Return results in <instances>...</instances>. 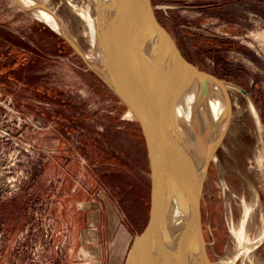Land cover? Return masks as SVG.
Segmentation results:
<instances>
[{
  "label": "rangeland",
  "instance_id": "374dc122",
  "mask_svg": "<svg viewBox=\"0 0 264 264\" xmlns=\"http://www.w3.org/2000/svg\"><path fill=\"white\" fill-rule=\"evenodd\" d=\"M16 1L0 0V203L30 202L33 222L15 240L0 224V264L75 263L67 258L68 220L82 224L85 211L76 205L85 202L93 209L105 200L133 245L151 208L137 122L94 72L90 27L72 5L34 0L63 21L80 52ZM72 1L98 34L101 0ZM150 2L183 57L246 90L256 109L261 133L249 100L229 89L232 120L216 158L223 171L212 161L200 211L208 264H264V159L256 168L264 139V0ZM219 101L226 121L225 96ZM257 242L247 263L243 252Z\"/></svg>",
  "mask_w": 264,
  "mask_h": 264
},
{
  "label": "water",
  "instance_id": "95a60500",
  "mask_svg": "<svg viewBox=\"0 0 264 264\" xmlns=\"http://www.w3.org/2000/svg\"><path fill=\"white\" fill-rule=\"evenodd\" d=\"M98 16L104 68L96 71L89 66L139 124L150 165L149 224L144 236L132 245L126 264H206L201 200L209 167L225 134L213 143L204 171L195 173L175 106L188 86L186 92L195 90L197 84L218 85L225 92L228 129L233 113L229 89L235 88L252 103L249 94L189 63L157 20L150 0H123L121 22L115 33H110L108 24ZM66 40L80 52L74 41ZM261 139L264 148L262 134ZM215 164L221 170L219 161ZM173 207L185 218L178 231L172 230ZM177 255L183 258L177 261Z\"/></svg>",
  "mask_w": 264,
  "mask_h": 264
},
{
  "label": "bare ground",
  "instance_id": "6f19581e",
  "mask_svg": "<svg viewBox=\"0 0 264 264\" xmlns=\"http://www.w3.org/2000/svg\"><path fill=\"white\" fill-rule=\"evenodd\" d=\"M67 1L72 5L74 10L82 17V19H84L89 24L91 40L94 43L96 49V56H91L92 60L90 61V64L96 71H100L102 68H104V56L100 51L101 44L99 42V34H97L95 28L93 27L95 21H93L91 16H88L87 13L83 15V7L78 3L72 0ZM18 2L53 30L67 37L70 41H74V38L70 35V32L66 28L63 21H61L54 13L40 6L34 0H18ZM101 2L102 6L99 7V11L102 13L105 23L108 24V27L111 29L110 33H115L121 22L123 0H101ZM189 87L190 86H188V88ZM227 88L230 87L227 86ZM186 91L182 94L175 106V116L176 119L181 122L183 134L190 149V156L193 162L195 173L201 174L204 171L206 159L209 151L212 149L213 143H215L218 136L220 137L223 133L225 134L227 129L226 121L224 119L225 117L221 109V105L224 104V101H219L221 99L223 100L225 92L221 87L213 83L197 84L196 89L192 92ZM217 92L219 94H217ZM250 105L252 114L256 119L259 132L261 133L262 125L259 116L252 103H250ZM262 141V139L259 140V149L262 155L259 160H256L257 169L260 167L264 159V148ZM221 145L223 146V143ZM222 146H220V148ZM225 150L228 151L227 148H225ZM216 158L217 154L212 160L214 163L218 161ZM220 169V172L222 173V166ZM233 200L235 202V199ZM171 214V220L173 222L172 230L178 231L183 228L185 224V218L183 214L175 207H173ZM229 219H231L230 216ZM260 241H264V236ZM257 245H259L258 242L257 244L253 245L252 248H249L243 252L247 263H249L250 256ZM182 258L183 257L180 255H177L176 260L180 261ZM207 262L208 261H206V264ZM231 262L232 260H230V263Z\"/></svg>",
  "mask_w": 264,
  "mask_h": 264
},
{
  "label": "crops",
  "instance_id": "0c3cea01",
  "mask_svg": "<svg viewBox=\"0 0 264 264\" xmlns=\"http://www.w3.org/2000/svg\"><path fill=\"white\" fill-rule=\"evenodd\" d=\"M2 207L0 203L1 230L10 238L16 239L32 227L31 203ZM93 203H82V205ZM76 205L77 211H85V219L71 218L72 226L70 245L67 246V258L73 264H124L134 241L129 231L121 225V220L111 212L107 203L91 207ZM104 205V206H103ZM91 209V210H90Z\"/></svg>",
  "mask_w": 264,
  "mask_h": 264
},
{
  "label": "trees",
  "instance_id": "16d2710c",
  "mask_svg": "<svg viewBox=\"0 0 264 264\" xmlns=\"http://www.w3.org/2000/svg\"><path fill=\"white\" fill-rule=\"evenodd\" d=\"M114 97H115V99L116 100H118L119 102H121L115 95H114ZM125 107V106H124ZM126 108V107H125ZM127 109V108H126ZM137 125H138V127H139V136H138V138H139V141H140V144H141V146H142V148L146 151V143H145V139H144V136H143V134H142V131H141V128H140V126H139V124L137 123Z\"/></svg>",
  "mask_w": 264,
  "mask_h": 264
},
{
  "label": "built area",
  "instance_id": "2783aa9c",
  "mask_svg": "<svg viewBox=\"0 0 264 264\" xmlns=\"http://www.w3.org/2000/svg\"><path fill=\"white\" fill-rule=\"evenodd\" d=\"M1 190H3V189L0 188V191H1ZM0 245H1V242H0ZM0 253H1V252H0Z\"/></svg>",
  "mask_w": 264,
  "mask_h": 264
}]
</instances>
